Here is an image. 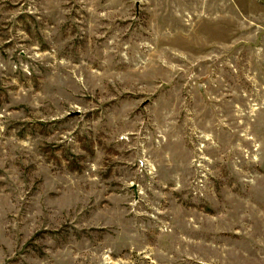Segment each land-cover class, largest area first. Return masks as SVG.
Returning a JSON list of instances; mask_svg holds the SVG:
<instances>
[{
	"label": "rangeland",
	"instance_id": "374dc122",
	"mask_svg": "<svg viewBox=\"0 0 264 264\" xmlns=\"http://www.w3.org/2000/svg\"><path fill=\"white\" fill-rule=\"evenodd\" d=\"M0 264H264V0H0Z\"/></svg>",
	"mask_w": 264,
	"mask_h": 264
}]
</instances>
